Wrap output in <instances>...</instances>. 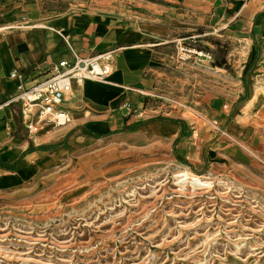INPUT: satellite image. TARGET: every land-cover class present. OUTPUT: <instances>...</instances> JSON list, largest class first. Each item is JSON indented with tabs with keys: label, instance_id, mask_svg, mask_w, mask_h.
Returning a JSON list of instances; mask_svg holds the SVG:
<instances>
[{
	"label": "crops",
	"instance_id": "obj_1",
	"mask_svg": "<svg viewBox=\"0 0 264 264\" xmlns=\"http://www.w3.org/2000/svg\"><path fill=\"white\" fill-rule=\"evenodd\" d=\"M221 48L226 56L217 64L232 62L235 71L217 81L208 65ZM104 51H114L108 81H74L61 105L72 122L29 134L21 102L10 100L17 85L46 78L61 58ZM183 52L195 55L184 59ZM183 70L191 72L178 76ZM0 72L1 190L14 192L10 179L31 162L44 163L48 151L50 159L64 154L70 168L92 174L83 162L96 160L99 143L124 137L136 122L140 137L151 133L145 138L163 127L176 159L196 173L222 143L211 121L226 122L236 137L250 134L264 157V0H0ZM175 91L185 102L177 103ZM186 104L200 107L211 124L163 108ZM222 107H235L232 116ZM228 146L218 152L222 159L231 155L262 173V158L241 147L232 155Z\"/></svg>",
	"mask_w": 264,
	"mask_h": 264
},
{
	"label": "rangeland",
	"instance_id": "obj_2",
	"mask_svg": "<svg viewBox=\"0 0 264 264\" xmlns=\"http://www.w3.org/2000/svg\"><path fill=\"white\" fill-rule=\"evenodd\" d=\"M218 51L219 57L212 55L208 65L211 79L217 81L221 72L235 71L232 62L217 64L226 56V49ZM181 55L188 59L195 54ZM176 72L180 76L191 71ZM227 83L228 94L233 93L231 82ZM173 95L177 103L185 102L179 99L181 91ZM186 106L163 108L180 109L179 115L211 124L200 107ZM222 108L230 116L235 110ZM69 114L70 122L55 126H68L73 120ZM211 122L222 143L206 156V166L198 174H217L219 181L205 189L181 190L174 174L184 166L193 171L192 167L176 159L163 127L145 138L144 131L142 137L138 135V122L124 137L99 143L96 160L83 162L84 171L93 170L92 174L70 168L64 154L50 159V151L44 163H29L26 173L7 184L10 188L17 183L16 192L1 190L5 185H0V226L6 227L0 232L11 234L4 243L8 250L0 248V264H264V169L258 166L259 174L249 163L231 155L224 160L218 152L227 143L232 155L241 147L254 160L257 156L264 161V157L249 141L250 134L236 137L225 129L226 122ZM50 125H42L41 131L54 127ZM62 140H52L50 145ZM26 224L51 233L54 241L59 235L66 237L69 253L55 248L42 256L29 253L13 237Z\"/></svg>",
	"mask_w": 264,
	"mask_h": 264
},
{
	"label": "built area",
	"instance_id": "obj_3",
	"mask_svg": "<svg viewBox=\"0 0 264 264\" xmlns=\"http://www.w3.org/2000/svg\"><path fill=\"white\" fill-rule=\"evenodd\" d=\"M114 51H104L93 56L74 55L54 61L49 75L31 86L17 85L10 99L20 101L22 114L29 134L38 132L42 125H62L71 121L69 112L62 108L66 95L72 90L73 82H107L113 72ZM12 72L11 77L17 76Z\"/></svg>",
	"mask_w": 264,
	"mask_h": 264
},
{
	"label": "bare ground",
	"instance_id": "obj_4",
	"mask_svg": "<svg viewBox=\"0 0 264 264\" xmlns=\"http://www.w3.org/2000/svg\"><path fill=\"white\" fill-rule=\"evenodd\" d=\"M153 138L156 140L159 139L157 136H154ZM217 177L218 175L213 174V173L198 174L194 171H191L188 167L184 166L176 174H174V182L179 185L181 190H185V189L192 190V189H198V188L205 189V188L210 187L213 183H215V181H219V178ZM2 180L4 182H7L8 178L6 179L3 178ZM226 183L229 184V182H226ZM14 226L17 227L19 225L14 224ZM27 226L28 225L26 224V226L18 227L19 230L15 231L16 233L13 234V237H14V240L18 244H21L20 246L22 248H26L29 253L34 252L35 256H42L45 252L51 251V249H54V248L55 250H60L65 253H69L68 251L70 248V245H69L70 241L66 240L65 239L66 237L59 235V239L54 241L50 237L51 233H48L45 231L37 232L33 230L32 227H27ZM5 229L6 227L0 226V231H4ZM10 235L11 234L6 233V232L4 233L0 232V241L3 242V244H0V248L8 247L7 245H4V243L6 240L9 239ZM50 243L53 244V247L51 246ZM5 250H8V248H5ZM25 259L26 261H31L35 258H25Z\"/></svg>",
	"mask_w": 264,
	"mask_h": 264
},
{
	"label": "water",
	"instance_id": "obj_5",
	"mask_svg": "<svg viewBox=\"0 0 264 264\" xmlns=\"http://www.w3.org/2000/svg\"><path fill=\"white\" fill-rule=\"evenodd\" d=\"M4 74L2 72H0V77L3 76Z\"/></svg>",
	"mask_w": 264,
	"mask_h": 264
}]
</instances>
